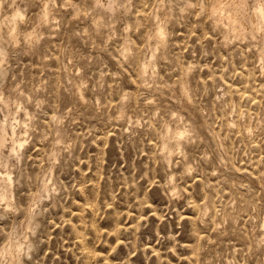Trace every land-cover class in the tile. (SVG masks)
Returning a JSON list of instances; mask_svg holds the SVG:
<instances>
[{
  "label": "rangeland",
  "instance_id": "rangeland-1",
  "mask_svg": "<svg viewBox=\"0 0 264 264\" xmlns=\"http://www.w3.org/2000/svg\"><path fill=\"white\" fill-rule=\"evenodd\" d=\"M213 1L0 0L1 263L264 264V0Z\"/></svg>",
  "mask_w": 264,
  "mask_h": 264
},
{
  "label": "bare ground",
  "instance_id": "bare-ground-1",
  "mask_svg": "<svg viewBox=\"0 0 264 264\" xmlns=\"http://www.w3.org/2000/svg\"><path fill=\"white\" fill-rule=\"evenodd\" d=\"M42 2V1H41ZM214 3L212 4V10L213 11H217V10H223L225 12V18H226V24L227 27L230 31H233V34L235 36L240 35L243 31H244V27H237L236 23L239 20V17L241 15V8L246 4L245 0H214ZM70 3V2H69ZM94 3L96 6H98L99 8H102L104 10H108V11H112L115 9L116 3L115 0H94ZM258 5V4H257ZM262 5V4H261ZM45 8L47 7L46 5H44ZM246 9V8H245ZM222 11V12H223ZM256 11V10H255ZM254 11V12H255ZM263 11L264 9L260 6L259 9L257 10V12L260 14V16H263ZM46 12V11H45ZM209 12V10H208ZM256 12V13H257ZM223 14V13H222ZM255 14V13H254ZM20 12L15 11L14 13H12V15L8 16L5 19H0V49L3 52L2 49V40L4 38H7L8 40H15L16 38V24L18 21V17L20 16ZM43 15V14H42ZM244 15V14H243ZM46 16V13H45ZM210 16V14H209ZM215 16V15H214ZM47 17V16H46ZM253 17V15H252ZM213 18V17H212ZM251 18V17H250ZM255 18V17H253ZM20 19V18H19ZM257 19V17L255 18ZM5 20H7V24L9 27V32L7 34V36H3L1 33V28L3 23L5 22ZM254 20V19H253ZM21 21V20H20ZM252 21V19H251ZM257 21V20H255ZM254 21V22H255ZM259 21V20H258ZM46 22V21H45ZM44 22V23H45ZM102 22V20L100 19V16L96 17L94 19V23H96L97 25H100ZM154 22V21H153ZM242 22V21H241ZM155 23V22H154ZM219 23V22H218ZM257 23V22H256ZM218 25V24H217ZM226 27V28H227ZM164 25L162 21H159L158 24L156 25V28L153 32V36L156 40V43L158 45L163 43L164 40ZM27 38H30L29 36H27ZM17 40V39H16ZM31 41V39H29ZM0 51V52H1ZM151 62V61H150ZM146 66V65H145ZM145 73V72H144ZM74 82V81H73ZM75 85V84H74ZM185 87V86H183ZM83 91V90H82ZM184 92V91H183ZM76 93V92H75ZM83 95V94H82ZM8 111V110H7ZM8 114V112H7ZM6 114V115H7ZM12 115V114H9ZM8 116V115H7ZM19 117V116H18ZM6 118V117H5ZM19 119V118H18ZM5 121V120H4ZM18 122V120H17ZM4 126V124H3ZM5 127V126H4ZM6 128V127H5ZM4 129V128H3ZM5 130V129H4ZM5 134L7 135V131H5ZM169 135H170V129L168 128L165 132V137L163 140V149L167 151V146H168V139H169ZM13 138V137H12ZM187 139V138H186ZM12 140V139H11ZM178 140V139H177ZM17 140L15 139V137L13 138V144H15V146H12V149H15L17 147L16 142ZM5 143H6V138L4 133H2L0 131V164H6L7 162V156L9 154H5L3 148L5 147ZM20 145V144H19ZM17 156V155H16ZM5 166V165H4ZM13 175V173H12ZM12 177V176H11ZM51 178V176H50ZM12 179V178H11ZM10 177L9 176H5V175H1L0 174V200L4 199L3 201L6 200V203H10L11 199H10V194L12 193L11 188H10ZM46 183V182H45ZM43 190L48 192L50 190V188L48 186H43ZM49 193V192H48ZM32 218V215H30L28 217V221L27 223L30 222V219ZM15 240V239H14ZM22 242L21 240H15V241H11L9 242V245L6 246L3 249V252L5 251L6 253V260L5 262L0 264H21V257H20V248L22 246ZM24 245V244H23ZM23 250V249H22ZM4 255V254H3Z\"/></svg>",
  "mask_w": 264,
  "mask_h": 264
}]
</instances>
